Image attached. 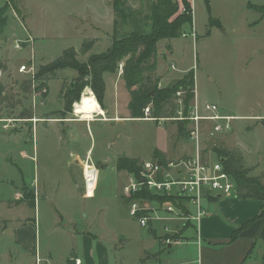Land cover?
<instances>
[{
  "label": "rangeland",
  "instance_id": "obj_1",
  "mask_svg": "<svg viewBox=\"0 0 264 264\" xmlns=\"http://www.w3.org/2000/svg\"><path fill=\"white\" fill-rule=\"evenodd\" d=\"M107 1L0 0V84L3 88L0 118L40 116L43 110L40 102L44 100L40 97L42 101H34L32 79L19 71L20 64L31 56L32 51L28 46L30 43L23 42V50H15L13 45L16 41L26 40L29 34L34 35L35 49L41 55L38 57L34 54L38 68L62 56L68 47H76L77 60L86 62L92 49L85 50L83 44L84 38L91 34L83 32V12H90L97 6L107 13ZM120 2L114 37H123L131 30L150 32L149 19L153 1L128 0L127 4L126 1ZM192 7L193 24H184L179 36L161 39L156 53V61L164 68L166 76H180L186 69L194 72V96L187 104V111L185 91L179 89L173 102L174 112H168L170 117H185L180 120L182 123L172 118L165 121L128 119L121 123L98 120L90 130L84 125L76 132L78 144L72 145V148L77 147L81 153L94 143L95 155L103 152L109 159L105 168L96 164L101 170L95 197H82L83 172L75 164L74 154H70L71 146L67 148V143L55 133H46L44 136L42 126L47 123L37 121L34 126L32 122H25L26 127L21 129L23 122H14L16 130L3 129L0 123V223L7 218L13 219L9 221L4 233H0L2 264L20 263L19 258L27 255L24 251L21 252L14 236V224L24 220V214L33 222L40 221L42 230L45 225L59 219L62 224L72 220L78 229L87 226L89 230L97 233L104 230L111 236L113 233L125 234L130 240L127 252L121 256L122 262L141 264L140 247L146 228L141 227L138 219L128 211L129 201L123 196L128 174L110 165L115 161L117 153L129 152L138 160L155 158V150L169 156L165 157L169 160L193 156L196 144L190 131L194 122L188 116L196 90L200 101L216 102L227 113L264 115V0H193ZM213 19H217L218 23L211 25ZM86 25L92 34H103L88 26L89 22ZM109 38L111 35L98 42L93 38V45L96 47L93 51H105V40ZM93 39L88 38L84 42L86 44ZM173 64L175 68L172 67ZM120 69L121 66L118 70ZM79 75L77 70L64 67L43 76L50 98L60 99L65 90L75 85V76ZM176 81L177 78L171 79L172 83ZM49 111L47 108L45 112L48 116L52 114ZM69 112L80 118L75 108ZM261 116L254 117H257V123L262 121L264 124V119L259 118ZM255 119L246 117L234 120L231 131L216 134L213 133L212 122L203 120L199 130L203 160L216 158L219 150L233 152L240 168L249 170L248 175L264 174V146L259 149L260 154L256 155L261 165L255 171H251L254 167L248 164L244 146H241V150H237L236 146L234 149L230 148L236 143V130L245 142L246 135L250 136L247 126L253 124ZM38 134L40 141H44L43 145L38 142ZM186 144L188 149L183 148L184 151H189V145L194 149L187 156H180V150ZM76 182L82 188H78ZM26 191L36 194L35 207H21L23 202H17L25 197ZM206 194L211 195L209 192ZM166 202L161 200V205ZM183 203L192 206L189 201L183 200ZM192 208L190 211L194 212ZM181 209L185 212L176 219L182 225H188L191 221L188 209ZM46 239L43 233L39 237L42 244ZM171 241L173 240L170 238Z\"/></svg>",
  "mask_w": 264,
  "mask_h": 264
},
{
  "label": "crops",
  "instance_id": "obj_2",
  "mask_svg": "<svg viewBox=\"0 0 264 264\" xmlns=\"http://www.w3.org/2000/svg\"><path fill=\"white\" fill-rule=\"evenodd\" d=\"M120 1H126V4L128 3V0ZM152 1L151 19H149L150 23H152L154 5V0ZM174 1L179 4L178 13L182 12L180 8L183 5L184 0ZM107 2L109 5L107 13L99 10L100 8L97 6H95L96 8H92V11L90 12H83L81 25L83 27V32L91 33L88 34L89 37L84 38V41H87L88 38H95L96 42H98L102 41V39H106L107 35H111V38L105 40L107 41L105 44L108 49V46L112 43L116 33L114 31L116 29L115 23L117 11L114 7L113 0H108ZM262 18L263 17H260V19ZM88 22V26L103 32V34H92L89 30L90 28L86 25ZM132 31L134 30L129 31V33ZM27 34H29V32H27ZM29 35L31 37L34 36L31 34ZM84 41L83 44L85 45ZM35 42L36 40L33 37L32 49L34 48V54L39 57L41 55L38 53V50L35 49ZM94 46L95 45L92 47L90 56L94 53H99L93 51L95 50L94 48H96ZM75 50H77V48ZM173 65L172 67L175 68V64ZM189 70L190 69L184 70L180 76H166L164 74V68L160 67L157 63L156 75L160 78V86H169L172 84L171 79H173V77L178 80ZM103 77L105 78L106 84L105 95L102 105L99 103L101 108H103V112L95 113V117L92 120L79 118L74 113L73 114L75 116H72V112L69 111L64 114L66 111L65 94L60 96V99L56 98V100L54 97L50 98L48 94L49 91L45 96L41 97L44 102H40L42 103L41 105H43V110L40 116L35 115L40 119L38 121L47 123L42 126L44 136H46V133H55L60 136V139L67 143V148L71 146L69 149L70 154H74L75 164L82 170V172L84 170L83 166L88 160L96 167V164L99 163L101 168L107 167V164L109 163V159L105 156V153L98 152L95 155L93 149L94 143L82 150L81 153L77 147L72 148V145L78 144L76 132L84 125H86V127L90 130L93 123L98 120L102 122L111 121L116 123H121L128 119L158 121L157 119L154 120L148 117H132L131 109L129 107L131 92H129V89L127 88L125 78L122 77L121 69L116 72H104ZM76 78L78 79L77 76H75V79ZM41 99L40 101H42ZM47 108L50 109L49 113H52L50 116L45 113ZM261 115L264 116L263 114ZM261 115L246 114L237 116L241 117L240 119L246 117L254 119L252 118L253 116ZM21 125V129L26 127V123H21ZM247 127L250 129V136L246 135L244 142L241 140L243 139L242 136L240 137V134H238V131L236 130V143L230 148L234 149L233 147L236 146V149L239 150L242 148L241 146H244L248 156V164L254 167L251 171H255L256 167L261 165V161L256 159V155L260 154L259 149H263L262 147L264 146V124L262 121L257 123L255 119L253 124L248 125ZM16 129L17 128L14 127L11 130ZM239 129H241V127ZM38 142L41 145L44 144L43 139L41 141L39 139ZM192 145L194 146L193 142ZM192 145H189L191 146L189 151H184V149H188V145H184V147L180 150L182 153L180 156H187L190 154L194 149ZM247 148L249 150H247ZM154 152L156 154V152L160 151L155 150ZM162 155L165 160H169V158H165L169 156L164 154ZM126 156L137 159L129 152H119L115 157V161L111 162L110 165L116 168L117 160L120 157ZM144 160L147 159L139 160L140 164ZM98 169L100 173L101 169ZM118 171H125L128 174V170ZM256 176L260 179L262 178L261 180L264 181V174ZM76 184L78 188H82L81 184L77 182ZM95 196L96 192L92 197H87L84 192L82 193V197L84 198H93ZM26 203V201L23 202L21 207H27L28 204ZM201 203L202 208L206 211V213L199 221L191 218L188 225H182L176 218L151 220L149 225L145 226L146 234L143 237L140 247V263L264 264V219L258 218L263 211L264 202L262 200L251 197L241 198L236 194L231 196L212 194V198L206 196L203 198ZM159 212L162 217L168 216L166 212L160 210ZM22 217L24 220L21 222L18 221L17 224H14V236L15 242L20 249H22L21 252L24 251L27 255L20 257L19 260H21V262L16 264H76L77 259L81 260V264H126V262H122L121 256L123 257L127 252L126 248L130 239L125 234L113 233V236H111L104 230L98 233L89 230L87 226H84L83 229H78L76 225H73L74 222L72 220H69L66 224H62V221L59 219H55L48 225H45L44 230H42L43 225L40 221L37 220L33 222L31 218L25 214L22 215ZM12 220L13 219L7 218L5 222L0 223V233H4L9 221L11 222ZM250 220L253 221H251L249 226L240 230L237 236L232 238L234 231L238 227L249 223ZM165 226L170 227L171 231H166ZM42 233L44 234V237L47 238L44 244L39 241V237ZM166 237L171 238L173 241L165 243L164 239ZM25 256H27L26 259ZM38 259L40 262H38ZM0 264H2L1 259Z\"/></svg>",
  "mask_w": 264,
  "mask_h": 264
},
{
  "label": "trees",
  "instance_id": "obj_3",
  "mask_svg": "<svg viewBox=\"0 0 264 264\" xmlns=\"http://www.w3.org/2000/svg\"><path fill=\"white\" fill-rule=\"evenodd\" d=\"M9 1L14 2L16 0ZM113 2L116 11L120 10V0H113ZM183 3L186 6V10L178 13L179 4L174 0H154L150 32L132 31L123 35V37H114L108 49L94 53L86 62L77 60V52L74 48H67L62 56L49 62L48 65L40 66L37 77L43 78L49 72H54L55 69L64 67H71L80 73L75 85L63 93L66 97L65 114L67 111H73V103L80 100L82 91L87 86L92 89L98 102L102 105L106 85L103 74L109 71L116 72L122 65V77L125 78L127 88L131 92L129 107L132 117H146L145 108L147 106H151L149 117H170L171 114L169 115L168 112H174L173 106L175 103L173 104V102L179 89L185 91L184 97L187 111V104L194 96L192 89L195 84V75L193 70L184 73L182 78L170 84V86H160V78L156 75L157 43L161 39L179 36L182 33L184 24H193L191 3L189 0H184ZM213 23H218V20L213 19L211 25ZM93 43L94 39L88 41L84 46L85 50L92 49ZM2 91L3 88L0 84V96ZM180 123L182 122L180 121ZM181 130L182 126H180V132ZM217 157L222 161L225 170L236 181V195L241 198H256L264 202V181L257 176L248 175V169H241L233 152L219 150ZM155 158L165 161L160 152H156ZM116 168L118 170L137 172L140 169V162L138 159L128 156L120 157L116 162ZM143 194L151 199H159L163 202L169 201L179 208H186L183 200L188 202L185 198L168 196H157L156 198L147 192ZM209 198H212V195ZM25 201L28 205L35 207V194H30L26 191L25 197H22L17 202L20 204ZM258 218L264 219V203L263 211ZM251 221L253 220L238 227L234 231L232 238L236 237L240 230L248 227Z\"/></svg>",
  "mask_w": 264,
  "mask_h": 264
},
{
  "label": "built area",
  "instance_id": "obj_4",
  "mask_svg": "<svg viewBox=\"0 0 264 264\" xmlns=\"http://www.w3.org/2000/svg\"><path fill=\"white\" fill-rule=\"evenodd\" d=\"M193 3V0H189ZM181 11L186 10V6L183 3ZM193 12V7H192ZM186 35V33H184ZM23 42L30 43L32 53L30 58L20 64L19 71L30 76L32 79V92L34 94V101L37 103L40 97L45 96L48 92V85L46 80L37 77L38 66L35 62L34 49H32L33 37L29 36L26 40H18L13 45L15 50H23ZM174 67V65H173ZM122 71V65H121ZM88 87V86H87ZM91 93H93L90 88ZM194 101L192 102L191 111L188 116L190 120L194 122V127L190 131L193 142H195V154L189 156L186 159L167 160L161 161L158 158L147 159L141 162L140 169L137 172L128 171L127 184L123 187V196L129 201V213L135 216L140 225L143 227L148 226L151 220L158 219H173L180 217L185 210L175 206L174 203L167 201L161 205V201L158 199H151L143 193H149L157 198V196H168L185 198L191 202L192 206L187 205L186 211L191 218L199 221L206 211L202 208V200L207 196V192L212 194H221L231 196L236 194V182L231 178V175L225 170V166L222 161L216 157L214 159L202 158V151L200 150V138L199 133L200 124L203 120L212 122L213 133L229 132L233 128L234 120H238L241 117L234 115L233 113H227L221 109V105L218 103H212L208 101H200L198 98L197 90ZM95 94V93H93ZM96 96V95H95ZM75 103L73 104V106ZM151 106L145 108L146 117H149L151 113ZM182 120L185 117H160L152 118L158 121H165L170 119ZM257 118V117H252ZM262 120L264 116L259 117ZM40 120L39 118H0V123L3 125V129H12L16 127L14 122H32L35 126V122ZM83 179H84V194L87 197L94 196L97 189V180L99 175V169L89 160L83 166ZM193 207V208H192ZM190 208L194 212L190 211ZM160 211L166 212L168 216L162 217ZM166 231L170 230V227L165 226ZM170 243V238L164 240ZM38 262L40 260L38 259ZM76 264H81V260L77 259Z\"/></svg>",
  "mask_w": 264,
  "mask_h": 264
},
{
  "label": "bare ground",
  "instance_id": "obj_5",
  "mask_svg": "<svg viewBox=\"0 0 264 264\" xmlns=\"http://www.w3.org/2000/svg\"><path fill=\"white\" fill-rule=\"evenodd\" d=\"M82 99L75 103L73 108L76 109V113L80 118L92 120L95 117V113H102L101 108L95 94L91 93L89 88H86L83 92Z\"/></svg>",
  "mask_w": 264,
  "mask_h": 264
}]
</instances>
